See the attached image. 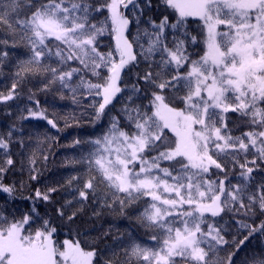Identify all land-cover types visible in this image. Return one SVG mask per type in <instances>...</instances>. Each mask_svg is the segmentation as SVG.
I'll return each instance as SVG.
<instances>
[{
    "label": "snow or ice",
    "instance_id": "obj_1",
    "mask_svg": "<svg viewBox=\"0 0 264 264\" xmlns=\"http://www.w3.org/2000/svg\"><path fill=\"white\" fill-rule=\"evenodd\" d=\"M5 67L0 103L14 120L0 131V264H237L264 237V220L247 223L264 216V0H0ZM53 91L79 111L50 119L36 96ZM41 119L57 132L61 119L107 126L73 138L68 174L33 189L58 143L26 130ZM102 215L143 237L82 246ZM239 264H264V253Z\"/></svg>",
    "mask_w": 264,
    "mask_h": 264
},
{
    "label": "trees",
    "instance_id": "obj_2",
    "mask_svg": "<svg viewBox=\"0 0 264 264\" xmlns=\"http://www.w3.org/2000/svg\"><path fill=\"white\" fill-rule=\"evenodd\" d=\"M112 42V38L109 37L105 40L106 44ZM107 50V49H102ZM23 49H20L16 52V55H22ZM11 69L5 67L3 72L0 73V92L6 93L8 88L10 87L12 80L10 78ZM40 87L35 81L29 82L25 88L27 92L28 89L32 91H36L37 88ZM36 99L40 101V105L44 108H47L50 113H54L55 115L50 116V119L56 118H67L68 114L78 112L79 109L76 105H74L70 99L65 98L63 100L59 99L57 94L53 92L49 93H37ZM9 105L12 102H8ZM9 110L7 105L0 103V131H7L8 126L13 122L14 117H9L5 113ZM13 112H15V106L11 108ZM71 123V121H70ZM106 122H101L96 126H92L85 120L80 121V126L75 127L71 126L66 129L63 128V120H60V127L63 129L61 132H57L56 129H53L50 125L47 124L44 120H32L30 122H25V128H39L41 131H47L50 136L56 137L58 143L53 145V155L50 156L49 161L47 163V167L44 170L43 177L41 178V182L39 184L34 183L32 185L33 189L42 188L47 183H54L56 181H60L63 176H66L68 173L64 168L65 158L74 154L73 150L67 145H70L73 138L75 137H87V136H97L99 135L105 128ZM17 179H26V177H19L18 175L9 174L5 178V183H10L13 180ZM27 196L28 193L26 192ZM4 194H0V203L3 202ZM57 199L61 197L57 196ZM30 200H17L12 203L13 208L26 209L30 207ZM39 210L41 214L46 211L49 214H52L51 205L45 208L44 204L39 205ZM90 215V212H86V218ZM264 220V216H257L253 220L247 221V223L259 225V223ZM58 223V222H57ZM85 227L89 230L86 236L81 238L82 246L88 247L89 244L95 243L99 250H103L106 245H112L113 239L112 237L118 236L120 233L130 232L133 237L137 239H141L143 237V232L141 229L136 227L132 220L126 218H116L112 215H102L99 218H92L88 221ZM112 229L111 237L108 239H101L97 241V238L100 237L104 232L109 229ZM233 233L235 234V225L232 226ZM67 229H58V233L55 236V239L58 242H62L65 239H70L71 237L66 235ZM242 234H246V231H242ZM231 238V237H229ZM242 238V236L240 237ZM125 239H127L125 237ZM264 253V237H262L259 233H256L254 237H251L249 241L246 242L242 251H240L238 256L237 264H239V260H242L247 255L251 254H260ZM103 255V252H101ZM221 255H224L221 253Z\"/></svg>",
    "mask_w": 264,
    "mask_h": 264
}]
</instances>
